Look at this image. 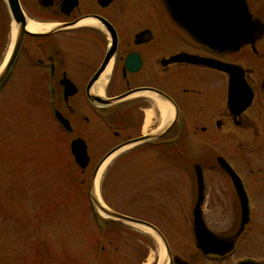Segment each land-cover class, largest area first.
Wrapping results in <instances>:
<instances>
[{
	"label": "flooded vegetation",
	"instance_id": "1",
	"mask_svg": "<svg viewBox=\"0 0 264 264\" xmlns=\"http://www.w3.org/2000/svg\"><path fill=\"white\" fill-rule=\"evenodd\" d=\"M251 2L264 27V0ZM9 61L0 95L12 77L30 82L38 147L60 154L62 143L71 156L81 139L88 186L111 158L98 203L89 199L94 264H264L254 198L264 189V28L236 50H208L163 0H0V72ZM119 158L130 163L127 199L113 195L122 170L108 178ZM167 171L190 182L167 185ZM170 190L190 207L175 221L162 208ZM110 236L127 237L126 250H106Z\"/></svg>",
	"mask_w": 264,
	"mask_h": 264
},
{
	"label": "rangeland",
	"instance_id": "2",
	"mask_svg": "<svg viewBox=\"0 0 264 264\" xmlns=\"http://www.w3.org/2000/svg\"><path fill=\"white\" fill-rule=\"evenodd\" d=\"M251 4L257 7L256 0ZM20 82L12 77L0 95V264H94L97 231L88 193L92 163L81 172L72 156L63 154L62 143L55 144L61 155L37 146L30 82L23 87ZM124 163L116 159L108 178L122 170L113 195L127 199L130 163L127 158ZM166 166L176 167L178 162L167 159ZM166 178L167 185L190 182L171 171ZM103 189L109 197L106 185ZM168 195L174 199L162 205L168 219L188 215L190 207L181 203L183 193L170 190ZM254 198L264 207V189L254 191ZM210 208L204 206L205 213ZM126 238L110 236L106 250H114L115 244L126 250Z\"/></svg>",
	"mask_w": 264,
	"mask_h": 264
},
{
	"label": "water",
	"instance_id": "3",
	"mask_svg": "<svg viewBox=\"0 0 264 264\" xmlns=\"http://www.w3.org/2000/svg\"><path fill=\"white\" fill-rule=\"evenodd\" d=\"M163 2L170 16L196 42L209 50H236L244 44L253 43L260 37L264 28L257 18L252 17L246 0H163ZM11 63L12 61L7 62L6 67L0 72V83L5 78ZM71 151L75 162L81 168H85L89 159L83 141L74 140ZM110 155L111 153L108 156ZM105 160L106 158L103 161ZM99 166L95 169L90 183L89 196L94 204L98 203L95 180ZM224 166L228 168L226 164ZM197 169L198 182L201 186V175L199 168ZM242 208L243 216L247 215L246 198L242 201ZM203 251L208 252V250ZM251 263L255 264L251 260L239 264Z\"/></svg>",
	"mask_w": 264,
	"mask_h": 264
},
{
	"label": "bare ground",
	"instance_id": "4",
	"mask_svg": "<svg viewBox=\"0 0 264 264\" xmlns=\"http://www.w3.org/2000/svg\"><path fill=\"white\" fill-rule=\"evenodd\" d=\"M99 175H100V172H99V174H98V176H97V178H96V180H95V186H96V184H97V182H98Z\"/></svg>",
	"mask_w": 264,
	"mask_h": 264
}]
</instances>
